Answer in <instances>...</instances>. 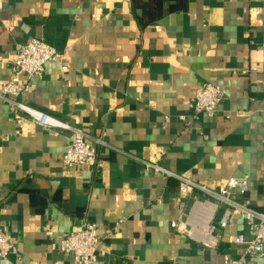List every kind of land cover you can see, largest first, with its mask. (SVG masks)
<instances>
[{"label":"crops","instance_id":"crops-1","mask_svg":"<svg viewBox=\"0 0 264 264\" xmlns=\"http://www.w3.org/2000/svg\"><path fill=\"white\" fill-rule=\"evenodd\" d=\"M32 37L62 58L45 64L24 101L99 139L101 166L64 167L70 131L0 100V227L18 250L0 264H72L59 240L84 219L101 239L94 264L237 258L240 216L209 245L192 207L207 195L179 186L183 177L218 190L246 176L236 199L264 209V0H0V90ZM203 83L222 99L213 116L193 119ZM183 221L197 232L170 226ZM248 264H264V250Z\"/></svg>","mask_w":264,"mask_h":264},{"label":"built area","instance_id":"built-area-1","mask_svg":"<svg viewBox=\"0 0 264 264\" xmlns=\"http://www.w3.org/2000/svg\"><path fill=\"white\" fill-rule=\"evenodd\" d=\"M61 58V52L44 40L29 38L20 45L14 60L9 64L11 76L0 90V100L5 102L12 111L20 112L26 119L39 126L70 131L72 139L61 156L64 167L91 164L95 168H100L101 160L97 150V145L101 144L99 139L90 141L82 130L34 108L24 101L23 96L28 92L31 80L43 73L47 62ZM62 68L66 67L62 66ZM221 99L222 93L219 87L210 83L201 84L195 93L190 117L196 119L202 113L213 116ZM20 122L21 119H18L17 123ZM145 167L151 168L155 172L162 170L150 163H145ZM180 182L179 191L183 195L187 194L190 188L207 195L203 201L196 199L192 201V207H196L194 213L198 216L195 218L196 223L206 220L205 228L209 233L210 241H204V236H201L200 240L203 242L216 245L233 212H236L242 219L246 233H239L234 239L235 244L241 248V252L237 258L225 259L222 264H248L252 259L263 255L264 209H254L235 197L236 193L244 194L247 191L249 183L246 176L230 177L218 190L208 189L183 177H180ZM181 207H185L184 204H181ZM170 226L180 233L190 235L197 232L195 228L193 231L192 228H186L184 221L181 225L171 222ZM109 232V230L106 231V234L108 235ZM100 240L96 224L84 219L81 220L77 230L60 238L58 252L70 255L72 264H94L100 255L98 249ZM12 256L18 257V250L10 235L0 227V259L9 260Z\"/></svg>","mask_w":264,"mask_h":264}]
</instances>
